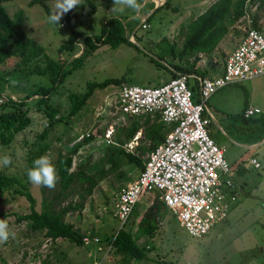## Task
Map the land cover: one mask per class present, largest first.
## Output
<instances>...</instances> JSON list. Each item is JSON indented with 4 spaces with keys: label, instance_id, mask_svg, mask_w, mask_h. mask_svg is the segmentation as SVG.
I'll use <instances>...</instances> for the list:
<instances>
[{
    "label": "rangeland",
    "instance_id": "obj_1",
    "mask_svg": "<svg viewBox=\"0 0 264 264\" xmlns=\"http://www.w3.org/2000/svg\"><path fill=\"white\" fill-rule=\"evenodd\" d=\"M28 1L8 0L2 5L8 15L22 10L25 16L22 24L24 33L38 42L51 58L59 56L56 49L70 31L96 35L109 17H116L120 21L123 34L131 44H120L113 49L98 45L93 50L85 49L81 55L82 43L76 44L75 55L71 57L80 55L82 65L68 74L50 96L49 102L56 108L53 116L48 117L42 105L36 107L33 103L36 96L27 99L30 122L6 146L0 145V172L16 177L27 187L35 199L37 211L42 199L54 196L57 197L56 208L80 203L78 210L65 213L63 219L72 223L85 239L81 246L62 238L50 240L42 235V231H30L24 221H16L15 214L27 213L28 206L24 197L16 193L19 185L12 184L0 190V220L15 233L14 238L0 243V264H121L119 256L110 247V239L118 228L133 229L149 202L148 194L140 196L124 224L113 215V199L117 191L139 172V168L125 162L120 152L136 145V139L130 144L131 147L125 146L130 140L122 141L123 130L132 119L123 118L111 106L110 92L116 85L95 89L84 105L72 115L68 113L71 96L82 92L87 81H100L107 77L122 76V83L150 86L171 79L167 68L155 65L149 58H156L157 45L162 38L179 45L181 25L203 11L213 0H169L168 6L158 8L144 22L148 25L146 28L140 26L143 15L165 0H138L141 5L139 14L129 8L121 11V6H114V0H89L91 4L81 0L82 4L61 17L59 22L63 21V26L51 23L39 4L27 5ZM56 2H47L52 12ZM114 7L115 11L112 10ZM252 16L256 19V25L264 30V12L257 3L246 2L244 15L231 26L211 54H199L194 67L205 69L206 77L215 72L224 52H229L239 41L242 31L251 26ZM71 57L68 56L69 59ZM160 62L165 63L162 60ZM0 74V108L6 109L3 102L7 96L21 99L26 92L29 93V84L26 89L11 84L10 80H15V75L7 61L0 65ZM33 82L44 81L41 77L31 76L28 83ZM187 82L191 84L192 79L188 78ZM216 91L208 97V104L221 99L226 90ZM245 91L249 95L248 101L252 105L257 104L264 116V75L230 87V96L224 100L222 108L235 116L241 108ZM235 120L237 125L242 126L240 119ZM212 124L216 129L215 120ZM110 126L112 134L107 142L104 133ZM140 130L136 131L135 136L140 135ZM86 132L91 138L84 143L79 136ZM238 134L240 136L237 137L228 133L223 135L228 160V156L238 149L237 146L242 147L238 140H245L249 135L245 131H239ZM77 141L81 144L71 154L70 170L76 172L81 169L84 174L96 179L88 195L83 190L87 186L86 182L73 181L66 190H60L58 181L54 189H48L33 185L28 177H24L25 170L34 166L35 159L31 155L40 147L43 148L40 155L49 156L56 169L58 156L69 153ZM238 150L244 154V158L248 156L247 160L251 156L246 153H254L248 152L249 148ZM255 150L260 151L254 154L260 166L255 169L244 167L239 177L242 189L224 220L216 223L205 235L191 237L164 209L155 230L136 242L143 249L145 258L128 264H264V143ZM5 156L12 159V163L6 167L2 164Z\"/></svg>",
    "mask_w": 264,
    "mask_h": 264
},
{
    "label": "trees",
    "instance_id": "obj_2",
    "mask_svg": "<svg viewBox=\"0 0 264 264\" xmlns=\"http://www.w3.org/2000/svg\"><path fill=\"white\" fill-rule=\"evenodd\" d=\"M4 1L8 0H0V65L7 61L11 66L13 75H15L14 79L17 80L16 87L26 89L29 84V93L26 92L21 99H13L11 96H7L3 102L6 109L0 108L1 146H6L15 134L29 124L27 99L30 96H36L33 103L37 108L42 105V110L46 112L48 117L55 114L56 108L50 104V96L55 93L56 88L62 84L68 74L80 68L82 65L80 55L85 53V49L93 50L98 45H105L113 49L120 44H131L127 36L123 34L120 21L116 17H109L105 20L99 33L96 35H81L77 31H70L56 49L59 56L51 58L46 55L44 48L38 42L24 33L22 24L25 16L22 10L18 9L12 15H8L2 5ZM48 1L29 0L27 5L37 3L50 16L52 10L47 4ZM82 1L91 4L89 0ZM168 1L165 0L160 5L155 6L147 14L144 21L148 20L158 8L168 6ZM246 2L251 4L257 3L258 8L264 12V0H213L203 11L181 25V31L179 32L181 41L179 45L175 41H168L166 38H162L161 42L157 45L158 48L155 53L157 59L150 57L149 60L155 65L167 68L171 74V78H174L177 74L195 75L201 78L206 77L205 69L198 70L194 67L195 61L199 54H210L213 51L218 42L228 33L231 26L244 15V5ZM68 16L72 17V15ZM250 25L253 28L263 30L256 25L254 16H252ZM78 43H82L81 53L76 57H71L75 55L74 49ZM68 56L71 58L69 59ZM160 60L165 63L161 64ZM31 76H36V78L41 77L44 82L28 83V79ZM5 81L9 84L7 79ZM20 82L25 83L23 85ZM122 82V76L107 77L100 81H87L82 92L71 96V105L68 113L70 115L75 114L95 89H101L110 84L119 85ZM187 84L193 91V95H196V81L192 78V83L187 82ZM246 96L245 91L243 93L244 100ZM194 100H197L195 96ZM244 108H242V111ZM204 114L206 115L205 112ZM236 116L244 123H252L253 126L245 130L249 134V140H260L264 137V117L262 115L244 118L240 111ZM127 118L128 120H132L123 130L122 141L124 142L132 138L139 128L141 132L137 136L136 145L131 151L121 150L120 152L127 164H131L140 170L143 167L146 155L163 142L164 135L169 127L161 122L156 114ZM41 134L43 135L44 133ZM90 138V136L83 137L82 142L86 143ZM77 142L69 149V153L60 154L56 160L59 188L60 190H66L73 181H79L82 184L86 182L87 186L83 190L84 194L88 195L96 179L84 174L81 169L76 170V172L70 170L71 154L81 144V142ZM42 150L43 148L40 147L39 150L31 155L32 158L37 159L40 157ZM135 150L137 151L136 153H134ZM27 171L28 169L25 170L24 177H27ZM12 184L19 185L20 188L16 189V193L24 197L28 206L27 213L15 214L16 221H24L27 229L30 231H42V235L47 239L55 240L56 238H62L77 246L82 245L81 233L72 223L66 222L63 219L65 213L78 210L81 207L80 203L67 204L56 208L55 201L57 197L54 196L50 199H42L40 208L37 211L35 209V199L27 187L16 177L0 172V190ZM146 194H148L149 202L139 216L134 228L131 230L118 228L110 239V247L119 256L121 264H128L132 261L139 262L145 258L143 249L136 242L141 237L149 236L155 230L158 218L161 217L165 209L159 199L158 193Z\"/></svg>",
    "mask_w": 264,
    "mask_h": 264
},
{
    "label": "built area",
    "instance_id": "obj_3",
    "mask_svg": "<svg viewBox=\"0 0 264 264\" xmlns=\"http://www.w3.org/2000/svg\"><path fill=\"white\" fill-rule=\"evenodd\" d=\"M141 19V28H146ZM63 26V21L58 23ZM264 74V30L247 26L239 41L224 59L219 73L210 77L192 76L196 95L188 87L187 76L177 74L158 85L121 83L111 91V106L123 118L158 115L169 129L164 140L150 151L138 174L119 189L113 199V215L124 224L136 201L156 192L178 226L191 237L205 235L223 220L238 197L224 148L209 135L210 118L205 102L216 90ZM194 96L197 100H194ZM247 106L242 116L259 114ZM111 126L104 138L109 142ZM86 132L79 138L88 137ZM136 136L125 143L131 147ZM133 147V146H132ZM132 147L125 150L131 151ZM254 166L259 163L249 159ZM85 239L82 237V240ZM95 240V238H94Z\"/></svg>",
    "mask_w": 264,
    "mask_h": 264
},
{
    "label": "crops",
    "instance_id": "obj_4",
    "mask_svg": "<svg viewBox=\"0 0 264 264\" xmlns=\"http://www.w3.org/2000/svg\"><path fill=\"white\" fill-rule=\"evenodd\" d=\"M151 12V9H148L146 11L147 14H149ZM149 12V13H148ZM146 15H143V17L141 19H144L145 20V17L147 16ZM219 44H217L216 46H218ZM236 45V44H235ZM234 48V47H233ZM232 48V49H233ZM231 49V50H232ZM231 50L228 52H224V56H223V59L222 61L219 63V65L217 66L215 72L213 73H219L221 71V66L223 64V61L224 59L229 55V53L231 52ZM211 54V53H210ZM206 55H209V54H206ZM211 73V75L213 74ZM210 75V76H211ZM264 75V74H263ZM192 76H195V75H191L190 77ZM209 76V77H210ZM262 76V75H261ZM259 77V76H258ZM192 79V78H190ZM194 79V78H193ZM250 80V79H249ZM242 82H239L238 84H241ZM235 84L233 85H228V86H225L223 88H221L220 90H226L224 93H223V97L221 99H217V100H214L212 103H207V100L205 102V106H206V110L210 111V113L212 114V117H213V120L216 121L217 123V127L216 129L213 127V124L212 122H210V124L208 125L207 127V130H208V133L209 135L212 137V139L218 144V145H221L223 148H224V158L225 160L227 161L228 165L230 166V169H231V178L234 182V184H236V187H234V190L236 191V194L238 195L239 193V190L242 189V183L240 182V179L239 177H241L242 173L244 172V167H251V168H258L260 166V163L258 162L257 160V156L254 155L255 153L256 154H259V152H257L255 149L257 148V146L261 145L264 143V137L262 139H251L249 140L248 139V136H246L245 140H238L240 143H242V146L243 148H249V151L248 152H251V151H254V153H246V155H249L251 156L249 159L251 158H254L258 163H259V166L257 167H254L250 162H249V159L247 160L246 158H244V154L242 153H239V150L238 149H241L242 147H239L237 146V150L233 151V155L232 156H228L229 157V160H231L232 162H230L228 160V158L225 156V152H226V143H225V138H224V134L227 135L230 134L231 136H240L238 134L239 131H245L247 130L248 128H251L253 125L252 123L251 124H247V123H244L243 121H241L242 123V126L241 125H237L236 124V121L235 120L236 118L239 119V117H237V113L236 115L234 116V114H231L229 113L225 108H222V105L225 104L224 100L226 98H228L230 96V87L234 86ZM217 92V91H216ZM215 93V92H214ZM247 96L244 100V97H243V103L241 105V108L239 109L238 113L241 111L242 112V108L243 107H247V106H252V107H258L257 104L255 105H252L248 100L249 98V95L248 93H246ZM213 95V94H212ZM259 108V107H258ZM260 109V108H259ZM258 115H262L263 116V112L261 111L260 109V113L259 114H254V115H251V117H254V116H258ZM243 117V116H242ZM264 117V116H263ZM245 118V117H244ZM249 118V117H248ZM222 128V129H221ZM141 132V130H140ZM224 132V134H223ZM246 132V131H245ZM135 136V135H134ZM137 138V136H136ZM131 139V138H130ZM129 139V140H130ZM261 152H263L261 150ZM242 159V160H240ZM245 159V160H244ZM131 181V180H130ZM237 201V199H236ZM235 201V202H236ZM235 204V203H234ZM233 204V205H234ZM233 205H231L230 209L233 207ZM229 209V211H230ZM165 210L169 213V211L165 208ZM228 211V212H229ZM170 214V213H169ZM225 219V218H224ZM223 219V220H224ZM222 221V220H221ZM218 223V222H217ZM59 238H56L55 240H57Z\"/></svg>",
    "mask_w": 264,
    "mask_h": 264
},
{
    "label": "clouds",
    "instance_id": "obj_5",
    "mask_svg": "<svg viewBox=\"0 0 264 264\" xmlns=\"http://www.w3.org/2000/svg\"><path fill=\"white\" fill-rule=\"evenodd\" d=\"M82 4L81 0H57L53 12L49 16V21L54 24H58L61 17L74 9L76 6ZM121 6L120 10L124 8L132 9L139 14L141 5L138 0H114V6ZM115 11V7L112 9ZM12 163L10 156H5L2 159L3 166H9ZM33 167L27 171L28 181L36 186H43L48 189H54L59 179L55 165L51 162V159L47 155L38 157L33 161ZM15 233L9 230L7 223L0 220V243L7 242L10 237L14 238Z\"/></svg>",
    "mask_w": 264,
    "mask_h": 264
},
{
    "label": "water",
    "instance_id": "obj_6",
    "mask_svg": "<svg viewBox=\"0 0 264 264\" xmlns=\"http://www.w3.org/2000/svg\"><path fill=\"white\" fill-rule=\"evenodd\" d=\"M156 6V5H155ZM154 59H157V58H155V57H153ZM10 82H11V84H16L17 83V81H15V80H10ZM20 84H24V83H22V82H20ZM206 115L210 118V122H214V120H213V117H212V114L210 113V111H208V110H206Z\"/></svg>",
    "mask_w": 264,
    "mask_h": 264
},
{
    "label": "bare ground",
    "instance_id": "obj_7",
    "mask_svg": "<svg viewBox=\"0 0 264 264\" xmlns=\"http://www.w3.org/2000/svg\"><path fill=\"white\" fill-rule=\"evenodd\" d=\"M158 1H160V0H158Z\"/></svg>",
    "mask_w": 264,
    "mask_h": 264
}]
</instances>
